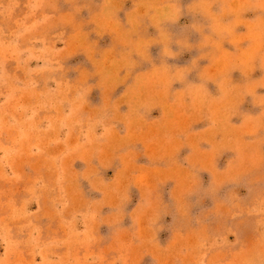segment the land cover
<instances>
[{"label": "rangeland", "instance_id": "374dc122", "mask_svg": "<svg viewBox=\"0 0 264 264\" xmlns=\"http://www.w3.org/2000/svg\"><path fill=\"white\" fill-rule=\"evenodd\" d=\"M0 264H264V0H0Z\"/></svg>", "mask_w": 264, "mask_h": 264}]
</instances>
